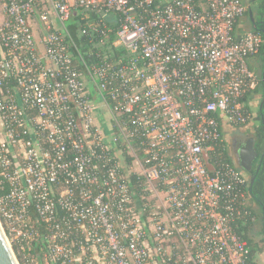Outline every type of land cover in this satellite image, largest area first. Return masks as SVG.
<instances>
[{
    "label": "built area",
    "instance_id": "built-area-1",
    "mask_svg": "<svg viewBox=\"0 0 264 264\" xmlns=\"http://www.w3.org/2000/svg\"><path fill=\"white\" fill-rule=\"evenodd\" d=\"M245 10L0 0V230L16 264H246L249 181L218 156L252 118L263 39L237 33Z\"/></svg>",
    "mask_w": 264,
    "mask_h": 264
},
{
    "label": "flooded vegetation",
    "instance_id": "flooded-vegetation-1",
    "mask_svg": "<svg viewBox=\"0 0 264 264\" xmlns=\"http://www.w3.org/2000/svg\"><path fill=\"white\" fill-rule=\"evenodd\" d=\"M246 10L243 16L252 12L254 21H248L249 31H264V1L252 0L250 6L246 4L248 0H243ZM257 28H254V27ZM263 64V63H262ZM262 66V65H261ZM260 71V72H259ZM258 76H262V81L256 80L251 94V110L254 112L252 120L242 126L231 127L225 135V154L230 162L246 177L251 185L257 184L255 178L261 169L264 158V66L258 70ZM249 167L245 172L241 166ZM254 182L251 183V180ZM255 184V185H256ZM261 209V206L258 205ZM264 211H262L263 215Z\"/></svg>",
    "mask_w": 264,
    "mask_h": 264
},
{
    "label": "trees",
    "instance_id": "trees-1",
    "mask_svg": "<svg viewBox=\"0 0 264 264\" xmlns=\"http://www.w3.org/2000/svg\"><path fill=\"white\" fill-rule=\"evenodd\" d=\"M264 1V0H263ZM264 8V5H263ZM258 34L263 39V44L259 48L258 55L264 56V34L263 31H258ZM75 38L79 44L78 52L83 56L84 60H93L94 59V53L97 52L98 48L92 47L91 45H87L85 42L87 41L86 36H78L75 34ZM258 80L262 81V76H258ZM248 95V93H247ZM247 98V96H246ZM245 98V99H246ZM253 118V117H252ZM251 118V120H252ZM219 156V160L223 163H229L230 165H233L228 157L225 154V151L221 152ZM128 157H126V160ZM234 166V165H233ZM235 167V166H234ZM142 179H137L135 176H130L128 179V182L131 185H134L138 187V183L141 182V185L133 191V197L139 199V197L145 196L144 193H142V188L144 186V182H142ZM254 185H251L248 182V210L249 214L243 217L242 219H239L237 221V226L235 228L238 236L247 242L248 245V255L246 258V264H257L256 255L258 253H264V222L263 218L259 219V215L257 213V210L255 209V206H261V211H264V158L262 160L261 169L258 173L257 177L255 178ZM256 184V185H255ZM142 187V188H141ZM143 201V200H142ZM141 201V202H142ZM139 205V203H138ZM261 220V221H260ZM260 221V230L258 232V235L255 234V229H257L256 223ZM168 264H174L168 263Z\"/></svg>",
    "mask_w": 264,
    "mask_h": 264
},
{
    "label": "crops",
    "instance_id": "crops-1",
    "mask_svg": "<svg viewBox=\"0 0 264 264\" xmlns=\"http://www.w3.org/2000/svg\"><path fill=\"white\" fill-rule=\"evenodd\" d=\"M169 1V0H165ZM252 1V0H248ZM254 1V0H253ZM248 21H250V17L248 18V14L246 16H243L237 24V33L242 34L244 32L249 31V26H248ZM249 66L251 70L255 73L257 76V71L264 66V56H259L258 54L252 55L248 59ZM263 63V64H262ZM262 65V66H261ZM258 77V76H257ZM254 86V85H253ZM253 88L252 87L247 95V102L248 105L251 106L252 100H251V94L253 93ZM231 129V127H227L226 131L228 132ZM257 259V264H264V253H258L256 255Z\"/></svg>",
    "mask_w": 264,
    "mask_h": 264
},
{
    "label": "water",
    "instance_id": "water-1",
    "mask_svg": "<svg viewBox=\"0 0 264 264\" xmlns=\"http://www.w3.org/2000/svg\"><path fill=\"white\" fill-rule=\"evenodd\" d=\"M251 1L246 2V4L248 5V7L250 6ZM249 14H250V18L251 21L253 22L254 19L252 18V12L249 10ZM254 28H257L256 26ZM264 34V31H263ZM241 169L244 170L245 172H248L250 169L249 167H246L245 165L241 166ZM254 182V179L251 180V183ZM263 222H264V213H263ZM0 264H16L12 254L7 246V243L3 237V234L0 230Z\"/></svg>",
    "mask_w": 264,
    "mask_h": 264
},
{
    "label": "rangeland",
    "instance_id": "rangeland-1",
    "mask_svg": "<svg viewBox=\"0 0 264 264\" xmlns=\"http://www.w3.org/2000/svg\"><path fill=\"white\" fill-rule=\"evenodd\" d=\"M257 72H258V71H257ZM259 72H260V71H259ZM258 74H259V73H257V76H258ZM257 79H258V77H257ZM253 111H254V110H253ZM253 111H252V115H254V114H253V113H254ZM252 117H253V116H252ZM150 203H152V202H150ZM255 209L257 210V213H258V215H259V219H260V218L262 219V218H263V215H262V211H261V209H260L258 206H255ZM260 221H261V220H260ZM260 221H258V223H256V225H257V229H255V234H256V235H258V232H259V230H260V225H261V224H260Z\"/></svg>",
    "mask_w": 264,
    "mask_h": 264
}]
</instances>
